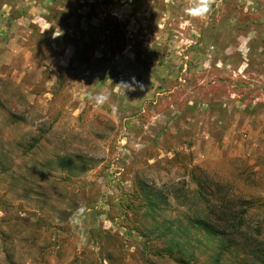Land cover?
<instances>
[{"label":"rangeland","instance_id":"1","mask_svg":"<svg viewBox=\"0 0 264 264\" xmlns=\"http://www.w3.org/2000/svg\"><path fill=\"white\" fill-rule=\"evenodd\" d=\"M217 5L202 21L185 0H0V264H177L157 229L205 216L210 192L264 247V0ZM224 242L174 243L212 264Z\"/></svg>","mask_w":264,"mask_h":264},{"label":"trees","instance_id":"2","mask_svg":"<svg viewBox=\"0 0 264 264\" xmlns=\"http://www.w3.org/2000/svg\"><path fill=\"white\" fill-rule=\"evenodd\" d=\"M207 188V187H206ZM200 188L199 199L208 203V198L205 195L206 190L212 191V188ZM212 194V198H214V203L209 205L208 213L202 216L203 210L201 212L196 211L193 214L194 222L192 221V225L187 227L180 225L177 229L169 226L162 225L157 231H161L162 234L160 237L163 239H169V242L173 243L172 247H169V256L172 257V253H174V248H178V254L180 257H176L174 260L177 264H200V258L196 256L195 252L191 253L190 259L184 258V249L185 247L190 246L192 241H189L190 244L182 245L180 243L181 240H189L190 236H193V233L199 234L201 232L208 234L210 237H219L229 242H224L220 247L221 252L214 255V260L212 264H222L223 257L230 255L232 250L234 249H243L247 252L252 253V256H257L259 262L264 264V247L263 245H259L260 249H257L256 244L250 242L248 236L243 231V224L238 219V214L235 213L234 210L229 208V205L224 202L225 207L219 205L221 204L222 198L218 196L217 192H210ZM150 206V209L153 213H155L159 209V204L155 202L153 199L147 200ZM242 240L243 242H239ZM201 247H205L200 240H198ZM258 245V244H257ZM219 249V250H220Z\"/></svg>","mask_w":264,"mask_h":264},{"label":"clouds","instance_id":"3","mask_svg":"<svg viewBox=\"0 0 264 264\" xmlns=\"http://www.w3.org/2000/svg\"><path fill=\"white\" fill-rule=\"evenodd\" d=\"M185 4L186 6L183 9L185 16L202 21L209 17L214 5L218 6L217 0H185ZM62 35L63 32L60 30L59 34H54V38H58ZM117 86L123 89L124 95L126 92L136 91L137 88L143 89V85L137 81L134 76L131 77L129 81L122 80ZM88 98L96 107H103L105 104L111 103V94L103 90L96 94H90ZM112 107H115V105H112ZM87 212V207L81 204L69 217L67 223L73 230L81 229Z\"/></svg>","mask_w":264,"mask_h":264}]
</instances>
